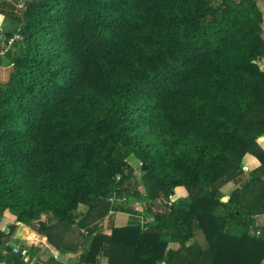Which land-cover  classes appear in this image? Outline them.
Instances as JSON below:
<instances>
[{
  "label": "trees",
  "instance_id": "16d2710c",
  "mask_svg": "<svg viewBox=\"0 0 264 264\" xmlns=\"http://www.w3.org/2000/svg\"><path fill=\"white\" fill-rule=\"evenodd\" d=\"M0 15L18 25L0 33V226L15 216L0 264H263L258 0H0ZM130 158L147 167L139 210Z\"/></svg>",
  "mask_w": 264,
  "mask_h": 264
},
{
  "label": "rangeland",
  "instance_id": "374dc122",
  "mask_svg": "<svg viewBox=\"0 0 264 264\" xmlns=\"http://www.w3.org/2000/svg\"><path fill=\"white\" fill-rule=\"evenodd\" d=\"M263 60V59H262ZM7 63V62H6ZM262 63V61L259 63V65ZM11 71V67L8 65H2L0 66V83L1 82H6L8 79V76L10 74ZM128 162L130 163V165L132 166V168L134 169L135 172V176L137 178V180L139 181V190L141 192V197L142 200L141 201H132L131 204L134 205L135 208H141L142 206L145 207V205L148 202L147 196H146V191L145 188L142 184V180H141V176L143 173L142 170V164L136 160L135 158H130L128 160ZM181 190H183L182 192H184V194H186V190L181 188ZM180 192H177L175 196H172L170 199V202H175L180 196ZM117 217L119 218V223L120 224H125L124 220L129 219V216L127 215H123V214H118ZM15 216L11 213L8 212L7 216L5 218H3L2 222H1V229H6L8 226H10L11 224H13L15 222ZM133 220V219H130ZM107 220L105 221V225L107 224ZM29 231L25 230V229H21L20 231H18L16 233V235L13 238V241L11 242V245L17 249L18 247L21 246H28V233ZM27 237V238H26ZM42 253V252H41ZM40 253V254H41ZM38 256H41V255ZM57 255V254H56ZM59 264H73L74 260L73 259H69V258H62L59 256V261H56Z\"/></svg>",
  "mask_w": 264,
  "mask_h": 264
},
{
  "label": "crops",
  "instance_id": "0c3cea01",
  "mask_svg": "<svg viewBox=\"0 0 264 264\" xmlns=\"http://www.w3.org/2000/svg\"><path fill=\"white\" fill-rule=\"evenodd\" d=\"M259 1V5L264 13V0H258ZM18 29V25L12 21H9L7 19H5L4 16L0 15V33L2 32H11V31H14V30H17ZM3 65H8V63H6V61H4ZM9 66V65H8ZM260 67L262 70H264V58L262 60V63L260 64ZM258 143L260 144V146L264 149V137L261 136V138L258 139ZM246 165L249 167V169H253V168H256L259 163L257 160H255L254 158L252 157H249L247 159V162H246ZM236 185L234 183H228L226 185H223L221 187V193L223 194V198H222V201L223 202H228L230 197H231V194L232 192L236 189ZM180 196H182L183 192H180ZM176 193L174 192L173 196H175ZM184 197V196H183ZM8 212H6L4 214V217L5 218L7 216ZM123 215H127V214H123ZM128 216V215H127ZM131 217H129V219L127 220H124V223L125 224H120L119 223V218L116 216V225L117 226H123V225H126L128 222H130L131 220ZM3 220V219H2ZM257 221H258V224L262 225L264 224V215L262 216H259L257 217ZM21 229H19L18 231H20ZM228 231L232 234H241L243 232V229L237 225H229L228 226ZM204 240V237L202 235H198L197 238L191 240L189 243H194L196 241H199V242H203ZM180 247L179 244L177 243H171L170 244V248L174 249V250H177L178 248ZM42 252V253H41ZM41 256H42V259H44L45 261H47L52 255L51 253L46 249H42L41 250ZM60 257L62 258H69V259H74L75 257L74 256H64V255H59ZM263 264H264V261H263Z\"/></svg>",
  "mask_w": 264,
  "mask_h": 264
},
{
  "label": "built area",
  "instance_id": "2783aa9c",
  "mask_svg": "<svg viewBox=\"0 0 264 264\" xmlns=\"http://www.w3.org/2000/svg\"><path fill=\"white\" fill-rule=\"evenodd\" d=\"M19 8H24V4L23 3H21V4H19V6H18ZM17 38H20V36H17ZM13 41V40H12ZM12 41L10 42V43H12ZM4 55V53H0V58L2 57ZM109 201L111 202V203H114L115 201H116V199L115 198H109ZM135 210H139V208H136ZM139 218H140V220H141V224H145V221H144V217H143V215H139L138 216ZM14 252L15 253H18V248L17 249H14ZM54 258H55V260H59V255L57 254H55L54 255ZM32 259H33V262H36V261H38V256H33L32 257Z\"/></svg>",
  "mask_w": 264,
  "mask_h": 264
},
{
  "label": "water",
  "instance_id": "95a60500",
  "mask_svg": "<svg viewBox=\"0 0 264 264\" xmlns=\"http://www.w3.org/2000/svg\"><path fill=\"white\" fill-rule=\"evenodd\" d=\"M142 170L143 171H146L147 170V167L144 164L142 165ZM172 194H174V192H172Z\"/></svg>",
  "mask_w": 264,
  "mask_h": 264
}]
</instances>
